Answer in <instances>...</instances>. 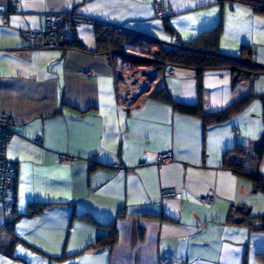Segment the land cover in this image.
<instances>
[{
  "label": "crops",
  "instance_id": "obj_1",
  "mask_svg": "<svg viewBox=\"0 0 264 264\" xmlns=\"http://www.w3.org/2000/svg\"><path fill=\"white\" fill-rule=\"evenodd\" d=\"M155 1L20 0L6 20L0 14V115L12 120L6 156L17 170L15 197L0 204V264H264V231L249 226L264 215V193L251 176L223 166L228 150H252L264 135V75L168 67L157 90L170 99L143 95L125 110L94 31L105 24L182 46L221 26L223 55L240 57V45L251 46L264 66V14L242 0H164L172 15L161 22ZM7 5L0 0V12ZM68 14L89 20L65 31L86 50L28 48L26 33L44 29L48 15ZM250 21L252 38L238 30ZM251 94L219 124L173 103L216 113ZM168 152L172 160L159 165ZM248 169L264 176V154ZM168 190L173 198H163ZM209 193L215 200L205 205ZM32 204L46 208L26 216ZM239 206L250 211L237 222L230 215ZM92 217L116 220L113 247L92 246L109 231Z\"/></svg>",
  "mask_w": 264,
  "mask_h": 264
},
{
  "label": "trees",
  "instance_id": "obj_2",
  "mask_svg": "<svg viewBox=\"0 0 264 264\" xmlns=\"http://www.w3.org/2000/svg\"><path fill=\"white\" fill-rule=\"evenodd\" d=\"M247 2H253L254 4H260L264 6L263 0H242ZM75 28L74 26H70ZM169 29V26H168ZM97 51L106 54L111 59L117 55L124 56L123 49L126 45L135 47L139 46H158L160 52L157 53L155 61L151 62L154 66H158L160 70L172 68H184L202 73L209 70H230L236 73L237 77L243 79H253L257 76L264 75V66L259 65L254 61V53L250 46H243L241 49L240 57H231L223 55L218 48L221 26L217 28L204 31L196 40L187 42L182 46H174L171 44L163 43L157 39L148 37L146 35L133 32L126 29H119L105 24H96L94 26ZM139 45V46H137ZM77 49L86 50L85 46L74 39L72 41L65 39L60 49ZM128 58V57H127ZM133 63H144L136 58H129ZM147 63V62H146ZM149 63V62H148ZM140 65V64H139ZM163 94L166 98L170 99L166 88L161 91L157 90L152 96H158ZM256 95H248L239 101L232 104L228 109L216 112L207 113L204 111L201 103L197 105H187L183 103H174L175 109L182 114L192 115L201 118L205 123L219 124L222 123L235 114L240 113L245 107H247L254 99ZM263 109H264V95L260 97ZM264 154V135L258 141L256 146L251 150L247 146L237 145L235 148L228 150L224 156L223 166L230 168L238 174H246L252 177L255 181L256 188L264 193V176L259 172H250L248 166L253 158L260 160ZM45 205L32 204L26 216H34L44 211ZM246 209L243 206L233 207L231 211V219L239 222L242 218L235 217L239 212L249 214L245 212ZM19 218V217H18ZM17 218V219H18ZM91 219L94 220L92 217ZM15 219L11 223V232L14 229ZM100 226L107 228L109 231L98 237L94 247H113L118 240V229L116 226V220H112L107 223H99L94 220ZM249 226L264 231V215H258L252 217ZM264 257V252L260 253ZM61 259V258H55Z\"/></svg>",
  "mask_w": 264,
  "mask_h": 264
},
{
  "label": "built area",
  "instance_id": "obj_3",
  "mask_svg": "<svg viewBox=\"0 0 264 264\" xmlns=\"http://www.w3.org/2000/svg\"><path fill=\"white\" fill-rule=\"evenodd\" d=\"M20 6V0H8L7 9L4 12H0L4 16L5 20L8 16L18 11ZM153 9L155 16L159 19H167L172 15V12L168 10L164 0H156L153 3ZM89 23V20L76 14L68 15H48L45 21L44 29L28 32L25 34V39L30 50H57L60 49L62 43L66 39V29L70 26H79ZM158 46H141L135 47L126 45L124 50V56H116L114 58L113 70L117 78V94L119 97L120 106L128 110L135 105V101L143 95H150L154 93L161 81V73H166L167 69H157L151 63L149 66L138 65L140 68H149L151 72L144 76L148 77L147 83L140 84V81L134 82L133 76L130 74L129 62L124 58H136L140 60H152L154 54L153 50L151 54L149 50L151 48L157 49ZM124 57V58H123ZM153 62V61H152ZM156 86L154 87V85ZM12 120L9 115H0V204L7 205L9 200H13L15 197V184L17 180V170L15 166L7 159L6 147L13 135ZM40 142V141H39ZM172 160V153H164L158 157V163L164 164ZM61 161L64 164H69L71 158L63 155ZM121 172H126L125 168L118 167ZM176 194L175 190H168L163 192V198H173ZM215 196L213 193L202 197L200 201L205 205H210L214 202Z\"/></svg>",
  "mask_w": 264,
  "mask_h": 264
},
{
  "label": "rangeland",
  "instance_id": "obj_4",
  "mask_svg": "<svg viewBox=\"0 0 264 264\" xmlns=\"http://www.w3.org/2000/svg\"><path fill=\"white\" fill-rule=\"evenodd\" d=\"M247 2V1H246ZM249 3H251L252 5H254L253 6V8L255 9V11L256 12H259V14H264V6L263 5H258V4H254L253 2H249ZM159 19V18H158ZM159 20H161V22H163L164 21V19H159ZM166 20V19H165ZM224 29H225V27L224 28H222L221 29V35H223V33H224ZM241 33H244V34H246V35H248V36H250L251 38L253 37V28H252V21H250V22H248V24L246 23V24H242V27L241 28H239L238 29ZM165 32H166V29H165ZM223 37V36H222ZM168 38V37H167ZM168 39H170V37L168 38ZM168 44H170V43H168ZM137 46H139V45H137ZM139 47H141V46H139ZM242 45H240V47H239V49H240V52H241V49H242ZM251 47V46H250ZM158 48V51H157V49H153V48H151L150 50H149V53L151 54V52H152V50H153V52H154V54H153V56H152V60L150 61V60H140V61H142V62H144V63H138V64H136V63H133V62H131V60L129 59V58H124V60L125 61H127V62H129L131 65L128 67L129 68V70H130V74H132V78H133V81L134 82H137V81H140V84H142V83H147L149 80H148V78L147 79H145L144 78V76H146L147 74H149L150 72H151V70L149 69V68H140V67H138V65L140 64V65H143V66H149L150 64H151V62L152 61H155L156 60V58H157V53H159L160 52V48L159 47H157ZM121 52H123V54H124V50L123 51H121ZM118 56V55H117ZM147 62V63H146ZM149 62V63H148ZM112 63H113V65H114V58L112 59ZM150 67V66H149ZM157 67V69H160L158 66H155V68ZM156 86V84L154 85V87ZM152 94H153V92L150 94L151 96H152Z\"/></svg>",
  "mask_w": 264,
  "mask_h": 264
},
{
  "label": "water",
  "instance_id": "obj_5",
  "mask_svg": "<svg viewBox=\"0 0 264 264\" xmlns=\"http://www.w3.org/2000/svg\"><path fill=\"white\" fill-rule=\"evenodd\" d=\"M235 79H238V77H236Z\"/></svg>",
  "mask_w": 264,
  "mask_h": 264
}]
</instances>
